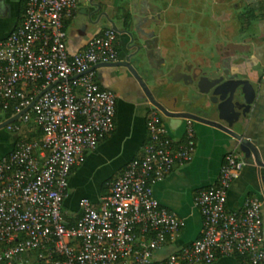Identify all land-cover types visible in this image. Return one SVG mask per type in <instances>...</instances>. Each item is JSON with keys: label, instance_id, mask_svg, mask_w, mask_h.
<instances>
[{"label": "built area", "instance_id": "obj_1", "mask_svg": "<svg viewBox=\"0 0 264 264\" xmlns=\"http://www.w3.org/2000/svg\"><path fill=\"white\" fill-rule=\"evenodd\" d=\"M22 2L21 21L0 39V115H9L5 121L30 106L3 128L39 135L13 139L0 157V264H210L231 257L264 264L263 202L249 196L239 210L225 208L226 191L244 165L236 149L224 154L216 182L192 197L199 236L152 260L182 227L154 199L152 185L188 164L195 148L191 120H184L183 140L175 143L153 106L139 156L95 203L79 199L78 216L68 222L62 211L68 175L113 131L115 95L95 84L93 69L117 63L116 32L104 29L68 54L64 22L76 0Z\"/></svg>", "mask_w": 264, "mask_h": 264}, {"label": "crops", "instance_id": "obj_2", "mask_svg": "<svg viewBox=\"0 0 264 264\" xmlns=\"http://www.w3.org/2000/svg\"><path fill=\"white\" fill-rule=\"evenodd\" d=\"M85 1L76 0L73 17L64 23L66 51L68 54L80 51L89 39L104 29L115 27L117 63L93 69L95 84L115 95L114 125L111 134L101 140L95 149L86 152L83 162L71 169L68 175L67 196L62 203V211L70 223L78 216L79 199L86 198L95 203L104 193L106 183L116 177L128 161L139 156L146 141L145 119L151 106L148 97L167 113L198 115L195 110L197 103L186 102L184 95L188 93L193 99L199 98L196 81L188 85L171 81L172 75H167L174 67L178 66L180 73L192 75L211 57L224 59L221 58L219 44L225 40L220 32L228 27L231 19L236 21L237 34L227 41L242 43L248 48L242 60L229 61L221 70L241 72L244 77L256 82L253 84L255 98L247 115L232 128L234 133L247 141L249 157L243 158L238 142L217 126L191 120L195 148L190 162L173 169L152 185L154 199L182 221L177 237L153 253L152 260L157 261L189 245L199 236L201 219L192 206V197L197 190L216 182L222 158L228 151L236 149L244 165L226 191V210H239L243 200L249 196L261 200L259 177H264V0H209L214 6L229 4L233 16L228 11L210 9V5H203L205 0H106L101 11L107 13L108 21L101 17L96 25L86 24L82 30L79 28L80 11L84 9ZM205 11L208 21L203 23ZM22 13V0H0V39L19 24ZM127 18L131 28L144 33L140 61L129 60L133 72L120 65L128 54L125 50L127 37L119 34ZM225 33L228 34L227 31ZM161 120L169 138L175 143L181 142L185 119L161 114ZM215 123L223 126L220 122ZM12 142L13 138L0 145V157L11 150ZM74 190L85 197L77 199L75 210L69 215L65 210V201ZM260 216L264 242V204ZM210 264L247 263L231 257L218 258Z\"/></svg>", "mask_w": 264, "mask_h": 264}, {"label": "water", "instance_id": "obj_3", "mask_svg": "<svg viewBox=\"0 0 264 264\" xmlns=\"http://www.w3.org/2000/svg\"><path fill=\"white\" fill-rule=\"evenodd\" d=\"M103 4H106V0H86L84 2V9L80 11V29L83 30L86 24L91 26L96 25L101 17L108 21L107 13L101 11ZM129 20L128 18L127 20L125 19L123 27L119 32V34L127 37L125 50L128 52L120 65L127 69V71L133 72L134 70L129 60L131 58V62L135 63L140 61L139 53H141V50L144 48L142 36L144 33H141L135 27L131 28ZM111 29L117 32L114 26H111ZM219 46L221 48V58L224 59L211 57L201 69L196 70L192 75L180 73L178 66L174 67L167 75H172L171 81H181L183 85L191 84L193 80L196 81L195 86L199 98L193 99L189 94L184 95L186 102L197 103L195 110L198 112V115L167 113L155 104L150 97H148L147 100L150 101L149 104L151 106L155 107L165 117L202 121L206 122V124L217 126L238 142V150L242 157L248 158L250 148L247 141L234 133L232 128L240 119L247 115L255 98V88L253 84L256 82L250 81L247 77H244L241 72L235 71L229 73L225 70H221V67L229 61L242 60L247 54L248 48L242 43L233 42H227L223 45L219 44ZM130 50H132V52H129ZM165 90H163V93ZM29 107L30 106L25 110ZM25 110L15 115L13 118L1 122L0 128L14 121ZM212 118L213 120L215 119V121H211ZM216 121L222 123L223 126L218 125V123L216 124ZM259 181V193L261 195V201L264 204V177H259Z\"/></svg>", "mask_w": 264, "mask_h": 264}, {"label": "rangeland", "instance_id": "obj_4", "mask_svg": "<svg viewBox=\"0 0 264 264\" xmlns=\"http://www.w3.org/2000/svg\"><path fill=\"white\" fill-rule=\"evenodd\" d=\"M203 5H205V6H208V5H210L209 7H210V9H213V10H224V11H228V12H230L231 13V15L233 16L234 15V13H233V9L230 7V5L229 4H226V3H222V4H219V5H211L210 4V1L209 0H205V2L203 3ZM207 9H208V7H206ZM202 21H203V23H206L207 21H208V17L206 16V11H205V13H204V15L202 16ZM231 21H232V19H231ZM230 21V23L227 25L228 27H225V28H223V25H222V28H223V30H221V32H220V36H225L224 34H223V32L224 31H227L228 32V34H230L231 35V38L230 39H233V38H235L236 37V34H237V26H236V21L234 20V22L232 21L231 22ZM223 31V32H222ZM221 38V37H220ZM210 47H211V43H210V45H209ZM215 47V45H213V48ZM186 95H188V93H186ZM3 116L2 115H0V123L3 121ZM11 138H13V135L12 134H10V133H8V132H6L5 130H4V128H0V145L2 144V143H4V144H6V143H8V141L11 139ZM8 139V140H7ZM5 141V142H4ZM1 154V153H0ZM71 192V191H70ZM81 194V193H80ZM80 194H78L77 193V191L76 190H74V191H72L71 193H70V195H69V197L66 199V201H65V203H67V204H65V210L67 211V213L70 215V214H72L73 213V211L75 210V207H76V201H77V199L78 198H81V197H85V195H80ZM91 196L93 197L94 195H92L91 194Z\"/></svg>", "mask_w": 264, "mask_h": 264}, {"label": "trees", "instance_id": "obj_5", "mask_svg": "<svg viewBox=\"0 0 264 264\" xmlns=\"http://www.w3.org/2000/svg\"><path fill=\"white\" fill-rule=\"evenodd\" d=\"M2 116H3L2 119L4 120V119H7L9 115L5 113ZM29 126H30V124H29ZM38 135H39L38 131L30 132V133H26V134H22V135L14 134L13 139L17 140V141L20 140L21 138H24L25 140H30V139H36L38 137Z\"/></svg>", "mask_w": 264, "mask_h": 264}, {"label": "flooded vegetation", "instance_id": "obj_6", "mask_svg": "<svg viewBox=\"0 0 264 264\" xmlns=\"http://www.w3.org/2000/svg\"><path fill=\"white\" fill-rule=\"evenodd\" d=\"M224 35H225V36L223 37V39L225 40V42H224V43H227V42H229V41H227V40H229V39L231 38V37H230V35H229V34H227V33H225ZM230 40H231V39H230ZM224 43H223V44H224ZM223 44H221V43H220V45H223ZM214 45H215V44H214Z\"/></svg>", "mask_w": 264, "mask_h": 264}]
</instances>
